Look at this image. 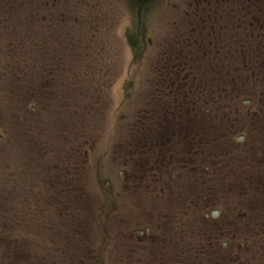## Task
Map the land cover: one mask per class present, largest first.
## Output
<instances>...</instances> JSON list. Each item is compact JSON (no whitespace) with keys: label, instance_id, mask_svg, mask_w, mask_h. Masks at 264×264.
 <instances>
[{"label":"rangeland","instance_id":"obj_1","mask_svg":"<svg viewBox=\"0 0 264 264\" xmlns=\"http://www.w3.org/2000/svg\"><path fill=\"white\" fill-rule=\"evenodd\" d=\"M139 1L0 0V264H83L76 230L89 219L94 230L107 224L115 240V212L107 199L101 206L94 181L117 187L129 162L139 158L141 167L170 129L198 133L225 166V154L253 147L256 159L244 153L237 163L260 174L264 0H144L138 20ZM135 29L143 37L133 51L126 33ZM156 132L161 140L150 136ZM55 176L94 188L76 194L73 210L71 201L65 206L76 212L74 226L38 213L39 199L52 197L43 182ZM78 242L80 257L70 263L67 250ZM250 243L245 264H264L259 231ZM104 249L103 264H115L112 245ZM197 249L194 239L180 264H194Z\"/></svg>","mask_w":264,"mask_h":264},{"label":"flooded vegetation","instance_id":"obj_2","mask_svg":"<svg viewBox=\"0 0 264 264\" xmlns=\"http://www.w3.org/2000/svg\"><path fill=\"white\" fill-rule=\"evenodd\" d=\"M136 19L141 20V17ZM167 135V142L155 145L157 150L150 148L151 145L148 147L141 167L136 164L139 158L129 162V173L126 176L123 171L119 173L117 187H111L106 180L103 183L94 181L101 193V206L107 199L109 210L115 212L118 229L112 240L107 224L98 222L95 230L90 219L82 223L84 229L78 224L80 229L76 231L82 233L77 240L82 251H86L82 263L86 264L88 254L90 261H94L92 264H103L100 257L104 258V248L112 245L115 264H148L152 261L180 264L187 260L186 248H190L195 239L198 257L194 264H245L253 250L252 233L257 231L264 260V233L261 234L264 232V191H251V184L264 185V150L260 149L257 157L260 174L252 176L248 166L243 167L237 162L240 158L244 162V153L256 159L253 147L238 149L239 156L225 154V166L224 159L220 160L212 150L203 149L198 133H187L179 128L170 129ZM188 135L192 136L186 140ZM150 136L162 139L159 132ZM243 140L242 136L237 139ZM223 167L227 170L223 171ZM42 187L52 193L49 198L54 205H48V197L40 198L38 213L52 216L50 218L60 224L66 221V225L73 226L76 212L72 214L75 205L72 199L76 194L89 195L90 190H94L89 182L78 176H55L49 183L43 182ZM64 193L71 200L57 199ZM69 202L72 210L67 214L65 206ZM88 206L91 209L89 201ZM102 207L97 208L99 218L105 213ZM239 239L242 241L238 244ZM74 241L76 237H73ZM80 244L79 247L77 244L69 246L70 263L79 256ZM169 247L174 248L172 255L165 254ZM93 250H98L95 257H92ZM142 259L143 262L147 260L146 263Z\"/></svg>","mask_w":264,"mask_h":264},{"label":"trees","instance_id":"obj_3","mask_svg":"<svg viewBox=\"0 0 264 264\" xmlns=\"http://www.w3.org/2000/svg\"><path fill=\"white\" fill-rule=\"evenodd\" d=\"M128 1L131 4V6L136 7L135 5L137 4V7H138L139 0H128ZM143 5L144 6L140 10H139V8L137 9L136 17H139V12H142V9H144L146 7V4H144V0H143ZM126 35H127L128 44H129L131 50L134 51L137 48V41L141 40L143 37L142 32H140L139 29H135L131 33L127 32Z\"/></svg>","mask_w":264,"mask_h":264}]
</instances>
